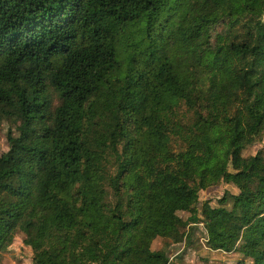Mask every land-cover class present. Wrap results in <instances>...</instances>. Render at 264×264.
I'll return each mask as SVG.
<instances>
[{"label": "trees", "instance_id": "trees-1", "mask_svg": "<svg viewBox=\"0 0 264 264\" xmlns=\"http://www.w3.org/2000/svg\"><path fill=\"white\" fill-rule=\"evenodd\" d=\"M207 1L0 0V130L12 122L13 149L0 154V258L12 203L33 198L31 264H168L150 211H194L200 191L254 166L242 152L264 136V0H229L196 25L193 3ZM244 203L173 226L190 237L202 223L211 250L253 234L247 264H264V211Z\"/></svg>", "mask_w": 264, "mask_h": 264}, {"label": "rangeland", "instance_id": "rangeland-1", "mask_svg": "<svg viewBox=\"0 0 264 264\" xmlns=\"http://www.w3.org/2000/svg\"><path fill=\"white\" fill-rule=\"evenodd\" d=\"M229 0H209L204 4L193 3V17L195 24L199 25V15L205 11L215 9L219 4L228 3ZM262 8L261 1L255 4ZM13 103L16 104L14 96ZM9 109V108H8ZM9 111H11L9 109ZM222 115V111L220 110ZM11 121H5L0 130V154L13 151L7 139V127L11 126ZM14 153H16L14 151ZM244 157L256 156L258 161L251 166L246 175L232 176L226 181L208 187L199 192V202L196 210H183L177 203H167L160 205L150 211L146 229L150 234L167 235L171 241L169 245L168 264H247L256 254V238L253 234L245 233L239 240L229 241V250L209 249L207 245L205 228L202 223H189L187 231L190 230V237L180 236L173 223L187 224L193 217L202 218L201 212L205 205L210 207H222L229 213L239 212L244 202L255 201L253 209L258 212L264 211V198H260V193L264 195V136H258L256 140L246 147L242 152ZM233 172L239 170L238 167L231 169ZM38 175L35 188H37ZM35 196V195H34ZM226 197L227 200L220 202ZM31 201H16L12 205L18 218L16 232L11 244L6 251L2 252L0 264H31L32 251L27 243L37 238V226L31 218ZM1 202V199H0ZM163 237H156L151 243L152 250H158L164 245ZM167 241V240H166Z\"/></svg>", "mask_w": 264, "mask_h": 264}]
</instances>
